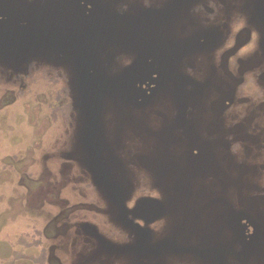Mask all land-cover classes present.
<instances>
[{
  "label": "rangeland",
  "instance_id": "obj_1",
  "mask_svg": "<svg viewBox=\"0 0 264 264\" xmlns=\"http://www.w3.org/2000/svg\"><path fill=\"white\" fill-rule=\"evenodd\" d=\"M105 22L0 38V264H264V0H0Z\"/></svg>",
  "mask_w": 264,
  "mask_h": 264
},
{
  "label": "water",
  "instance_id": "obj_2",
  "mask_svg": "<svg viewBox=\"0 0 264 264\" xmlns=\"http://www.w3.org/2000/svg\"><path fill=\"white\" fill-rule=\"evenodd\" d=\"M142 20H147V21H143L145 23L149 22L148 20H151L150 19V16L149 15H145L143 17ZM140 22V21H139ZM105 23H102V24H99V25H88L87 26V29L84 33V37L83 39H81L80 41H75L72 34L70 33H60L56 36H54L53 38H51L49 41H47L46 43H41L39 41L36 40L37 36H38V33H39V30L40 28L39 27H36L30 36H27V37H23V38H19L18 36H21V35H24L25 34V31H26V28L27 26H23V25H20L17 27V29L15 30V33L16 35L14 37H10L9 35H6L7 32L4 30V29H0V38H5L6 40H8L11 44H16V43H29L35 47H38V48H41V49H49L51 48L55 43H57L59 40H65L69 43V45L74 48V49H78L80 48V46L87 40L91 37V33H89V31L93 30V29H98V28H101L103 27ZM88 56V54H87ZM84 82V81H83ZM92 84V83H91ZM90 85V84H89ZM88 86L87 84L85 85V87Z\"/></svg>",
  "mask_w": 264,
  "mask_h": 264
},
{
  "label": "bare ground",
  "instance_id": "obj_3",
  "mask_svg": "<svg viewBox=\"0 0 264 264\" xmlns=\"http://www.w3.org/2000/svg\"><path fill=\"white\" fill-rule=\"evenodd\" d=\"M6 5H7V4H6ZM10 6H11V4H10ZM147 24H149V23H147ZM147 24H145L144 26H146ZM144 26H143V27H144ZM143 27H142V28H143ZM142 28H141V29H142ZM112 29H114V28H112ZM112 29H110V30H112ZM141 29H140V30H141ZM99 41H100V40H99ZM99 41H98L97 43H99ZM92 45H94V44H92ZM89 53H90L91 61H92V60H93V57H92L91 49H89ZM98 105H99V104H98Z\"/></svg>",
  "mask_w": 264,
  "mask_h": 264
}]
</instances>
